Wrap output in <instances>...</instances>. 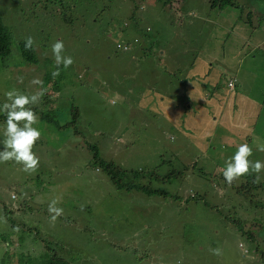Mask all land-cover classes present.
<instances>
[{
    "label": "rangeland",
    "instance_id": "rangeland-1",
    "mask_svg": "<svg viewBox=\"0 0 264 264\" xmlns=\"http://www.w3.org/2000/svg\"><path fill=\"white\" fill-rule=\"evenodd\" d=\"M233 1L238 6L219 9L209 0H0L12 40V54L0 58V105L12 88L40 91L30 83L40 78L47 91L33 110L46 95H59L60 119L71 118L70 105H80L81 113L66 127L38 122L66 146L53 154L36 143V173L0 163V264L29 255L33 264L47 256L67 264H264V172L257 187L247 176L231 186L222 180L238 145L264 144V0ZM29 36L34 62L19 53ZM57 40L74 60L61 68L60 85L51 75ZM119 43L136 48L128 52ZM159 59L175 61L177 69L159 66ZM141 61L152 66L146 70ZM190 66L202 94L185 110L186 133L175 134L167 109L151 110L147 93L160 89L178 98ZM90 144L128 173L157 167L174 176L134 180L156 191L151 194L117 187L92 165ZM255 153L250 160L264 161ZM53 199L64 210L55 222L47 211ZM217 247L220 256L211 252Z\"/></svg>",
    "mask_w": 264,
    "mask_h": 264
},
{
    "label": "trees",
    "instance_id": "trees-1",
    "mask_svg": "<svg viewBox=\"0 0 264 264\" xmlns=\"http://www.w3.org/2000/svg\"><path fill=\"white\" fill-rule=\"evenodd\" d=\"M171 1V0H170ZM210 6L214 7V6H218L219 9L224 8L226 6H238L233 0H209ZM137 41V40H135ZM11 45H12V40H11V32L8 29V27L2 22V16H1V12H0V58H4V57H8L12 54V49H11ZM130 45H131V49H130ZM124 47L126 51H132L134 48H136L133 44L130 43H125V44H120L117 48H122ZM20 55L22 56V58L24 59L25 62H34L37 60L35 52L30 51V49L26 50L24 48V42H21L20 45ZM128 51V52H129ZM29 64V63H28ZM163 66H169L170 71H174L175 69H177V64L175 63H165ZM181 70V66L178 65V71ZM168 71V72H170ZM64 76V74L60 73V75L56 80V84L60 85V80L62 79V77ZM66 77L63 79L65 80ZM164 85L163 83L159 84L157 88H155V91L158 90L159 86ZM151 90V89H150ZM160 91V89L156 92H154V90L152 91H148L147 93V100H149L150 102H152V105H149V108H151V110H160V109H167L166 115L168 117V122L170 124V128L171 131H173L175 134H181V133H186V130L188 129L187 127L183 126L186 124V118H185V114H186V109H188L186 107V105H184L183 100H185L184 98H182L181 96H178V98H176V96H170L167 94H162L158 92ZM121 92H123V89H121ZM47 97L49 95H46ZM46 100L44 98L43 100V105L40 108H35V112L37 113L38 117H39V121L43 120L45 122L51 123L52 125L55 126V128H61V127H66V126H70V125H74L76 123H78V118L81 115V113H79V109H80V105L77 104L76 105H70L69 107V113L71 118H66L67 120L64 119V117H58L59 115L62 116V113H64L65 108L59 104H57L59 102L61 98V96H51L49 97V99ZM180 98V99H179ZM144 107V106H143ZM48 115L50 117H48ZM4 119H6V117H3ZM161 118H163L164 120H166L165 116L162 115ZM1 119V117H0ZM90 124V122H89ZM36 127V125H35ZM42 135H41V139L39 141H37L38 143V148L42 151H44L45 153H47V151L52 152L53 154H59V153H63L65 150V146H66V142L61 141V139L59 137H57L55 134H53L50 130H48L47 128H38ZM1 130H4V128L1 127ZM55 131V130H54ZM51 133V142H49V137L48 134ZM54 139H57L56 142L59 144H56V142L54 141ZM56 144V145H55ZM88 148L91 150L92 152V165L97 169V170H102L109 178L110 180L117 186V187H126L127 189H138V190H142L146 193H153L156 192L155 190H152L149 188L148 184H140V183H135L134 180L138 179L139 177H144L146 176L148 179H154V180H161L163 182L169 180L172 176H174V172H169L168 175H160L157 173L158 168L155 167L150 171L147 172H143L142 170H131L128 171L124 168H121L119 165H117L114 161L111 160H107L103 157H100L99 153H98V146L96 144H90L88 146ZM189 166H192V163H196V162H188ZM183 166L185 167L184 170H186L187 166L183 164ZM44 168V167H43ZM42 168V169H43ZM216 170V168H214ZM129 175H131L133 178H129ZM248 177V181L251 182V186L253 187H257L259 184L257 183H252L253 180V176H247ZM128 180L124 181V179ZM27 180H33L35 179L39 185L41 186H45L47 185V183H43L41 182L39 179L32 178V177H27ZM222 180L225 182L224 178L222 177ZM30 181H27V183H29ZM226 183V182H225ZM227 184V183H226ZM234 184V183H233ZM228 185V184H227ZM262 185V184H261ZM158 193H162V194H167V192L165 191H158ZM88 206V204L86 205V207ZM17 226H19L17 224ZM241 228V227H240ZM243 233L245 232L244 229ZM253 233V232H252ZM251 235V232H250ZM10 253H12L9 250ZM32 255H29L27 258H19V264H33V261L31 259ZM3 260H5V257L2 259V262H4ZM35 260L37 261L38 264H67V260L63 259V258H57L56 256H47L46 258H41V260L39 261L37 258H35Z\"/></svg>",
    "mask_w": 264,
    "mask_h": 264
},
{
    "label": "clouds",
    "instance_id": "clouds-1",
    "mask_svg": "<svg viewBox=\"0 0 264 264\" xmlns=\"http://www.w3.org/2000/svg\"><path fill=\"white\" fill-rule=\"evenodd\" d=\"M35 43L33 37L29 36L24 40V48L26 50L33 48ZM119 46V45H118ZM52 53L54 57L55 68L51 72L53 79L58 77L61 68L68 69L73 63V58L69 55H64V43L62 40H57L52 45ZM18 83H23V77L17 78ZM32 85L40 86V91L33 94H25L19 89L12 88L5 92V102L0 105V114H3L5 119L3 150H0V163L14 162L22 165V170L28 174H33L38 171L40 158L33 151L37 141L41 139V131L35 127L39 122L37 113L31 105H38L47 91L43 87V80L34 78ZM2 123V122H1ZM1 139V140H2ZM256 150L264 152V144H257ZM253 155V148L248 143L238 145L235 153L225 161L223 169V178L225 182L231 186L241 177L253 176L252 183L260 182V173L264 172V161H252L249 158ZM59 200L53 199L47 211L51 214L50 220L55 222L58 217L64 215V210L58 207ZM19 231V228L16 229ZM241 245V244H240ZM213 255L220 256L221 248L211 249Z\"/></svg>",
    "mask_w": 264,
    "mask_h": 264
},
{
    "label": "crops",
    "instance_id": "crops-1",
    "mask_svg": "<svg viewBox=\"0 0 264 264\" xmlns=\"http://www.w3.org/2000/svg\"><path fill=\"white\" fill-rule=\"evenodd\" d=\"M165 61L163 60V59H159L157 62H156V64H158L159 66H162L163 65V63H164ZM138 63H141V66H143L146 70H147V68L148 67H151L152 66V64L150 63V62H143V61H141V62H138ZM171 63H175V64H177L175 61H172ZM234 72V71H233ZM192 73H196L195 71H192V68H191V66L190 67H188L187 69H186V71H185V73H184V76L182 77V80L180 81V83L181 84H183L184 85V87L180 90V93L178 94V96H181L182 98H184V99H188L189 101L187 102L188 104H189V106L187 107V108H191V106H193L194 104L192 103L193 101H196V100H194L193 98H194V96L196 95V93L197 92H199L200 94H202V92L200 91V88L201 87H197V86H195V84H194V81H193V77H192ZM206 73H209V74H211V70H209V71H203V74H206ZM231 80V79H230ZM235 80V79H234ZM235 83H236V80H235ZM235 83H234V86H233V88H230L231 90H234V88H235ZM195 87V88H194ZM226 87H228V86H226ZM194 88V89H193ZM197 89L199 90V91H197ZM213 106V105H212ZM195 113L193 114V116H191V119H190V121H191V123H196V118H195ZM185 116H186V114H185ZM186 125V124H185ZM185 125H183V126H185ZM251 145H254V146H256L257 144L256 143H251ZM252 147V146H251ZM255 151H256V148L255 147H253V155L252 156H257V154L255 153ZM260 152V151H259ZM263 154V156H264V152H262Z\"/></svg>",
    "mask_w": 264,
    "mask_h": 264
}]
</instances>
